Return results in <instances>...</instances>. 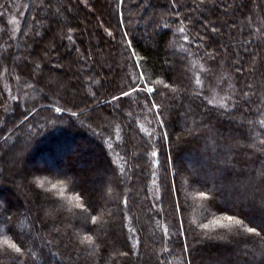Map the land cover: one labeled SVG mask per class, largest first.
<instances>
[{
    "label": "trees",
    "instance_id": "16d2710c",
    "mask_svg": "<svg viewBox=\"0 0 264 264\" xmlns=\"http://www.w3.org/2000/svg\"><path fill=\"white\" fill-rule=\"evenodd\" d=\"M38 1H27L13 39L23 49L36 37L46 36L44 30L39 33L41 26L37 36L35 29L26 31L27 24L41 18V7L34 4ZM73 1L65 0V5L75 3L77 14L92 13L95 6L111 23L97 20L101 39L113 48L109 56L115 62L114 72L109 84L105 79L95 88L86 84L89 94L81 88L77 104L38 91L31 100L23 97L27 86L38 90L43 78L33 80L32 67L23 60L13 63L10 77L0 78V165L7 160L2 140L10 138L19 145L20 134L24 137L27 129L32 130L26 141L29 159L41 160L45 170H58L36 174L35 180H43L45 188H35L59 206L54 209L30 186L33 198L24 199V208L13 193L4 195L5 186L0 185V208L4 206L0 240L7 236L24 250L20 255L0 245V264H128L136 258L141 264H264V126L260 124L264 121V0L240 2L249 22L227 32L228 40L240 38L237 45L243 43L244 49L240 53L237 45L226 47L228 59L233 48L242 58L225 65L232 74L233 90L226 91L222 106L208 102L215 100L206 98V86L197 83L199 71L187 66L194 59L189 50L195 48L197 57L199 52H211L208 59L198 61L211 65L213 72L219 69L223 37L215 36L212 29L216 24L222 28L221 23L215 18L208 24L205 18L217 14V5L201 0L203 10L197 15L191 9L193 0H113L109 13L97 0ZM9 2L0 0V11ZM2 26L5 39L10 31L5 23ZM149 28L155 31V50L142 42ZM64 36L73 40L71 31ZM175 43L182 48L172 49ZM16 52L17 46L10 45L6 62ZM250 54H255L257 72L249 86L244 68ZM90 60L95 63L93 70L102 69L93 55ZM147 87L155 91L149 94ZM103 107L110 118L104 120L106 129L94 125L102 123L97 110ZM84 111L89 112L88 120L78 124L76 119ZM179 126L187 136L178 140ZM77 136L98 149L103 167L99 166L102 176L95 179L106 180L108 192L91 191L85 185L88 172L78 173L72 157L63 170L55 160L78 145ZM107 176L113 178V187ZM52 184L55 190H50ZM228 215L242 223L213 224L215 220L229 224ZM92 216L97 217L95 223ZM248 227L256 228V233H248ZM89 236L91 243L85 239Z\"/></svg>",
    "mask_w": 264,
    "mask_h": 264
},
{
    "label": "rangeland",
    "instance_id": "374dc122",
    "mask_svg": "<svg viewBox=\"0 0 264 264\" xmlns=\"http://www.w3.org/2000/svg\"><path fill=\"white\" fill-rule=\"evenodd\" d=\"M27 1L28 0H10L7 4L6 9L0 11V53L3 56H0V69L2 70L1 77L2 79L6 77H10V71H14L13 63H19L20 60H23L26 64L32 67L31 77L37 79L39 76L43 77L42 82L39 83L41 86H37L38 90L31 89L30 86H27L26 94H23V97L31 100L32 98L37 97L38 92H42L46 95H50L52 97H63L68 99L69 103L77 104V100L82 96L81 95V88L83 92L89 94L90 90L87 87L88 84H92L94 88L98 84L100 80H107L108 84L111 80V76L114 72L115 62L113 63L110 54H112V47L111 44L105 40H102L100 37L101 34V25L98 23V18H101L103 24L112 26L111 23L107 22L106 19L102 16L101 12L96 11V7L93 6L94 10L92 13H82L78 12V7H76L75 3L67 6L65 5V0H52V1H45L39 0L37 5H40L41 10L40 12V19L37 21H32L31 24H27L26 31L30 32L29 29L33 31L35 29V36L39 33H42L43 30L45 31L46 36L45 38H35L33 42H29L25 44V48H21V45H17L13 39H15L16 33L19 29V26L22 23L24 15L27 10ZM100 5H102L105 9L108 10L110 13L111 6L113 5V0H97ZM217 1V2H216ZM246 0H206L204 4L213 5L217 7L215 8L217 14L215 16L209 18L210 16L206 14V20L209 23L215 21V18L220 22L221 27L216 24L214 29H212V33L215 36L223 37L222 44L219 45L220 49V61L218 62V68L213 72L211 69V65H208L206 62L198 61L202 58L208 59L209 53L211 52H203L197 53L199 57L194 55V52H198L195 48H192L190 52L191 60L188 67H195L199 71L198 73V80L200 81L199 84L201 87H205V96L206 98L212 96L213 100H215L212 104L216 106L224 105L225 95L233 90V80L229 82L231 77V72L227 71L226 63L231 61L239 63L241 60V50L244 49V44L237 45L239 43L240 38H235L234 40L229 39L227 32L229 30H233L241 24H247L249 22V18L247 16L248 11L244 9L242 4L239 5L241 2H245ZM72 2H74L72 0ZM33 4V3H32ZM192 4V11L198 15L202 9V2L201 0H193ZM206 4V5H207ZM63 6H65L66 13L63 11ZM138 7V6H137ZM237 7V8H236ZM139 8V7H138ZM8 9V10H7ZM236 9V10H235ZM203 10V9H202ZM89 11V10H88ZM71 16V18H70ZM209 16V17H208ZM206 21H203V24H207ZM6 24L8 27L9 32L8 36L4 39L1 38V33L4 27L3 24ZM42 27L37 33L38 27ZM5 30V29H4ZM72 32L73 33V40L70 41L65 40V32ZM80 31V32H79ZM154 29L149 28L147 33H143L142 42L145 45H149L154 50L157 48V43L152 40ZM53 34V36H51ZM227 37V38H226ZM227 39V40H226ZM23 38L21 42H23ZM184 40L190 41V38L184 36ZM12 44H11V43ZM17 46V52L13 54L6 62L5 54L9 49V46ZM176 45V43L174 44ZM238 46V52H236V48H233V56L232 58L228 59V52H226V47L228 46ZM243 45V46H242ZM178 46V47H177ZM20 48V50H19ZM182 48L180 45H176V47H172L174 50H178ZM246 48H250L249 44L246 45ZM169 50V49H168ZM36 51H38L36 53ZM196 54V55H197ZM200 54L202 56H200ZM93 55V59H96L98 65L102 67L101 70H93L95 68V63L90 60V56ZM250 57L247 58L245 63L244 70L248 71V78H249V86L250 83L254 82L253 75H256V60L255 54H250ZM86 58V59H84ZM198 61V62H197ZM39 62L40 65L37 67L35 64ZM164 64V62H163ZM37 68V69H36ZM186 69V68H185ZM0 70V71H1ZM224 82V83H223ZM226 83V86L224 87ZM87 84V85H86ZM223 84V85H222ZM98 86V85H97ZM204 88V87H203ZM227 91V93H226ZM217 99V100H216ZM9 102V101H8ZM176 104H178L176 102ZM171 107L176 108L175 105ZM4 108L8 109V104H5ZM97 113L103 118L102 123H93L97 127H104L107 128L106 123L104 120L106 119L109 121L107 110L105 107L102 110H97ZM82 117L76 119L78 124L87 122V117L89 115L88 111H84ZM115 115V113H113ZM111 114V118H116ZM94 119H91V121ZM178 140L185 135V131L181 126L178 127ZM89 130V129H88ZM87 131V130H86ZM92 131V130H91ZM27 134L23 137L20 134L21 139L19 140V145L16 141L12 139L2 140V147L6 151L7 160L3 161L0 165V185L1 187L5 186L4 195L8 196L9 192L13 193L14 197L16 196L17 200H19L20 204L24 207L26 203L24 199L32 200L33 193L30 190V186H35L31 183L35 180V175L41 172L47 171H58L55 168H49L45 170V166L47 165L42 163L41 160H36L32 158L29 159L28 151L30 150L26 145V141L29 140L30 133L32 130L27 129ZM89 133V132H88ZM24 139V141H23ZM76 144L78 145H71L70 149L63 153L59 157H56L57 162H61L60 169H64L66 165V161L68 157H72L75 159L73 166L79 172L80 171H87L89 181L85 182V185L91 189V191L95 192H108L104 179L97 180L95 177L99 178L101 175L99 166H102V160L98 149L96 146L86 142L84 138L81 136H77L75 138ZM14 145H18L19 148L16 150ZM26 145V146H25ZM29 149V150H28ZM55 152V150H51V152ZM58 151V150H56ZM70 151V152H69ZM62 154V153H61ZM66 157V158H65ZM30 160V161H29ZM36 168V169H34ZM36 170V171H34ZM188 172V171H187ZM85 173V172H84ZM102 176V175H101ZM5 178V179H4ZM108 179V176H107ZM110 186L113 187L114 181L112 177H109ZM122 184V183H121ZM38 193L41 195L40 198L47 200L49 203H52L53 208H59L56 204L57 202H52V196L49 194H44L43 191L38 190L35 188ZM44 195V196H42ZM54 203V204H53ZM107 203V202H106ZM1 205V204H0ZM3 209L4 206H1ZM0 208V210H1ZM25 208V207H24ZM41 215V212H39ZM43 216H46V213L42 212ZM21 231H24V228H21L20 224L16 225ZM141 258L131 259L128 264H141ZM54 264V263H53Z\"/></svg>",
    "mask_w": 264,
    "mask_h": 264
},
{
    "label": "snow or ice",
    "instance_id": "6c2138e0",
    "mask_svg": "<svg viewBox=\"0 0 264 264\" xmlns=\"http://www.w3.org/2000/svg\"><path fill=\"white\" fill-rule=\"evenodd\" d=\"M121 2H123V0H121ZM179 31L183 32L184 29H183V28H180ZM109 35H111V33H109ZM69 39H71V37H69ZM141 76H143V73H141ZM199 82H200V81L197 79V83H199ZM146 83H147V82H146ZM134 90L144 91L145 89H134ZM146 91H147V93L151 94V93H153V92L155 91V89L152 88V87H147V88H146ZM122 95H123V96H128V95H130V93H129V92H122ZM113 99H119V98H118V97H113ZM208 102H209V103H213V101H208ZM153 106H154V107H157V108L159 107L158 105H155L154 102H153ZM60 110H61L60 108H57V109H56V111H58V112H59ZM73 115H75V113H73ZM161 123H162V122H161ZM260 124H261L262 126H264V121H260ZM165 135H166V134H165ZM155 155H157V153L153 152V156H155ZM262 175H264V173H262ZM31 183H32L34 186L39 187L40 189H44V188H45V182H44L43 180H41V179L33 180ZM56 187H57V186H56L55 184H52L50 190H55ZM204 195H205V194H204L203 192H201V196H204ZM76 199H77V200H80L81 197H80L79 195H77ZM77 207L83 208V205H82V204H79V205H77ZM91 219H92L93 223H95L96 220H97V217L92 216ZM225 219H226L228 222H230V223H229V224H223L220 220H215V221H213V224L216 225V226H218V227H230V225H231L232 223H235V224H237V225H239V224L242 223L241 220L237 219L235 216H232V215H228V216H226ZM203 227H204V228H208V225L205 224V225H203ZM256 231H257V230H256V228H254V227H248V228H247V232H248V233H256ZM85 239H86L87 242L91 243L92 238H91L90 236H89V237H86ZM0 245H2V246H3L4 248H6V249L14 250V252L17 253V254L23 255V251H24V250L22 249V247H21L20 245H18L17 243L13 242V241H12L9 237H7V236H4V237L2 238V240H0ZM124 255H127V253H124Z\"/></svg>",
    "mask_w": 264,
    "mask_h": 264
}]
</instances>
